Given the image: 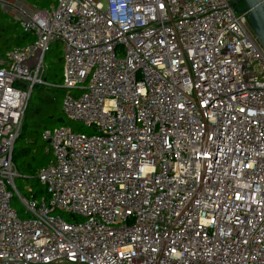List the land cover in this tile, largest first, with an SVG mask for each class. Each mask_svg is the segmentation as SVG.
<instances>
[{"label":"built area","instance_id":"1","mask_svg":"<svg viewBox=\"0 0 264 264\" xmlns=\"http://www.w3.org/2000/svg\"><path fill=\"white\" fill-rule=\"evenodd\" d=\"M54 1L0 0L34 38L0 53V264H264V47L248 13ZM54 41L64 112L92 133L43 132L39 201L17 188L13 151Z\"/></svg>","mask_w":264,"mask_h":264},{"label":"trees","instance_id":"2","mask_svg":"<svg viewBox=\"0 0 264 264\" xmlns=\"http://www.w3.org/2000/svg\"><path fill=\"white\" fill-rule=\"evenodd\" d=\"M21 1L27 3L28 5L36 9L49 8L55 2L54 0H21ZM5 17H8V14L0 10V53H4L15 46L23 47L33 41L34 38L32 37L31 33L24 31L19 21L12 18L11 15L10 18L8 17L9 19ZM62 53H63V46L61 45L59 47V60H58L59 67L54 75L55 78L57 77L62 78L61 84H63V79H64V76L62 75L63 72ZM44 80H45L44 83L36 84L33 87V90L36 88V86L50 85L49 80L46 79V77H44ZM32 92L29 97L27 108L24 112L22 130L14 146L13 162L16 168L18 169V171L19 169H21L24 171L25 175H28L29 177L31 175V177L37 180V178L34 177V173L36 171L35 172L33 171L32 164L26 163L21 166L20 161L21 159H24L26 157L35 158L32 154L37 152L40 143H47V141L43 139V132L49 129L48 123L54 122L56 124H60L61 126V124L64 122V119H63L62 110L60 106L56 104V100L48 101L44 97H38L33 99ZM32 124H34V126ZM31 128L32 130L29 133H27V130ZM37 183L39 184L40 189L38 190L37 193L34 194V197L36 199L37 198L46 199V195H45L46 192L43 185L40 183L39 180H37ZM56 213H61V212L56 211Z\"/></svg>","mask_w":264,"mask_h":264},{"label":"rangeland","instance_id":"3","mask_svg":"<svg viewBox=\"0 0 264 264\" xmlns=\"http://www.w3.org/2000/svg\"><path fill=\"white\" fill-rule=\"evenodd\" d=\"M244 4L240 5L239 7H243ZM0 10L6 14H8V17L10 18L9 13L5 12V10H3L0 6ZM8 17H5L7 19H9ZM63 46V43L61 41H54L51 43L50 45V50L47 52L46 57H45V70H44V77H46V79L49 80V84L50 85H43V86H36V88L33 90L32 94H33V99L34 98H38V97H44L46 100L51 101V100H56V104L58 106H60L61 110H62V114H63V119L64 122L61 125H65L68 127H71L73 130L75 131H79V132H86V133H92V130L89 129L83 122L81 121H77V120H73L70 117H68V115L64 112L63 109V99L65 97V94L67 92V89H65L61 84L62 83V78L61 77H57L55 78V73L59 67V47ZM63 55V53H62ZM62 68H63V64H62ZM63 75V72H62ZM43 77V78H44ZM61 84V85H60ZM34 126V124H32ZM60 126V124H56L54 122H50L48 123V127L49 129H53L55 127ZM32 130L29 129L27 130V133H29ZM35 158H24L21 159L20 161V165H24L26 163H31L32 167H33V171L34 173V177L37 178V180H39L38 178V173L41 169V167L48 165L54 158V153L53 150L51 149V147L49 146V143H40L38 150L36 153L32 154ZM18 170V169H17ZM21 171V172H19ZM19 175L16 178V186L19 189L21 195L25 198H30L31 196H33L35 193L38 192V190L40 189L39 184L37 183V180L34 179L33 177H30L28 175L24 174V171L19 169ZM32 174V173H31ZM40 181V180H39ZM41 183V181H40ZM42 184V183H41ZM43 185V184H42ZM44 189L45 186L43 185ZM46 192V189H45ZM46 199L49 200V195L46 192ZM43 198H37V200H42ZM13 206L15 207V209L18 211L19 216L21 218H27L31 216V213L27 212V209L25 207V205L23 204V202L20 200L18 195H15V197L13 198ZM62 216L68 220V221H74L73 217L64 211H61ZM81 218H78V220H80Z\"/></svg>","mask_w":264,"mask_h":264},{"label":"water","instance_id":"4","mask_svg":"<svg viewBox=\"0 0 264 264\" xmlns=\"http://www.w3.org/2000/svg\"><path fill=\"white\" fill-rule=\"evenodd\" d=\"M232 5L239 7L244 4L242 11L247 12L253 31L264 47V0H231ZM238 10V8H236ZM67 89L66 87H64ZM28 102L26 104V107Z\"/></svg>","mask_w":264,"mask_h":264},{"label":"crops","instance_id":"5","mask_svg":"<svg viewBox=\"0 0 264 264\" xmlns=\"http://www.w3.org/2000/svg\"><path fill=\"white\" fill-rule=\"evenodd\" d=\"M20 1H21V0H20ZM21 2H22L24 5L27 4V3L23 2V1H21ZM26 6H27L28 9L33 8V7H31L30 5H28V4H27ZM29 6H30V8H29Z\"/></svg>","mask_w":264,"mask_h":264},{"label":"flooded vegetation","instance_id":"6","mask_svg":"<svg viewBox=\"0 0 264 264\" xmlns=\"http://www.w3.org/2000/svg\"><path fill=\"white\" fill-rule=\"evenodd\" d=\"M243 8V7H242Z\"/></svg>","mask_w":264,"mask_h":264}]
</instances>
